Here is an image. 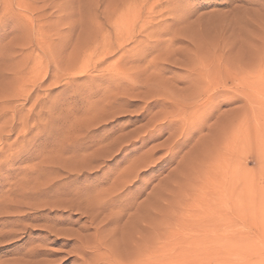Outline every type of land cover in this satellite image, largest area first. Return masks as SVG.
<instances>
[{
    "label": "rangeland",
    "instance_id": "1",
    "mask_svg": "<svg viewBox=\"0 0 264 264\" xmlns=\"http://www.w3.org/2000/svg\"><path fill=\"white\" fill-rule=\"evenodd\" d=\"M0 264H264V0H0Z\"/></svg>",
    "mask_w": 264,
    "mask_h": 264
},
{
    "label": "bare ground",
    "instance_id": "2",
    "mask_svg": "<svg viewBox=\"0 0 264 264\" xmlns=\"http://www.w3.org/2000/svg\"><path fill=\"white\" fill-rule=\"evenodd\" d=\"M134 22V17L132 20L116 19L114 25L112 26V29L117 33H122L123 31L130 29L131 26H133Z\"/></svg>",
    "mask_w": 264,
    "mask_h": 264
}]
</instances>
